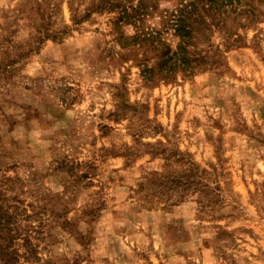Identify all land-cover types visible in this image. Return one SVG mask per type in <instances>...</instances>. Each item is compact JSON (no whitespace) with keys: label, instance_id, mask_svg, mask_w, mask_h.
<instances>
[{"label":"rangeland","instance_id":"rangeland-1","mask_svg":"<svg viewBox=\"0 0 264 264\" xmlns=\"http://www.w3.org/2000/svg\"><path fill=\"white\" fill-rule=\"evenodd\" d=\"M208 1L0 0V259L264 264V0Z\"/></svg>","mask_w":264,"mask_h":264},{"label":"trees","instance_id":"trees-1","mask_svg":"<svg viewBox=\"0 0 264 264\" xmlns=\"http://www.w3.org/2000/svg\"><path fill=\"white\" fill-rule=\"evenodd\" d=\"M214 1H219V0H209L208 2L214 4L215 3ZM198 2H199V0H193V2L191 4L190 3H188V4H190V6L192 8H194L196 3H198ZM215 4H217V3H215ZM184 21H186V20L181 18V17H179L177 19V22L180 26L179 31L181 34H184L182 36V38L187 39L188 37H190L191 30L187 29L189 26ZM188 182H189V180H188ZM198 182L200 183V181H198ZM4 217H5V213L0 211V229H1V231H5L6 229H9V228L11 229V224H12L11 219L6 218V217L4 218ZM10 243H11V245H10ZM12 244H13V236L10 238V240L8 241V244H7L10 246H8V248H5V250L6 249H12L13 248ZM12 252H13V249H12ZM9 253H11V252H9ZM0 264H13V253H12V257L10 259H7V258L0 259Z\"/></svg>","mask_w":264,"mask_h":264}]
</instances>
